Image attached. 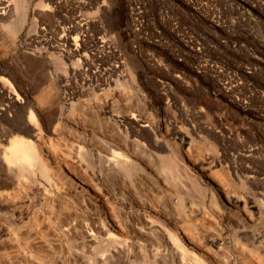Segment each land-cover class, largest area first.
Wrapping results in <instances>:
<instances>
[{"label": "rangeland", "instance_id": "obj_1", "mask_svg": "<svg viewBox=\"0 0 264 264\" xmlns=\"http://www.w3.org/2000/svg\"><path fill=\"white\" fill-rule=\"evenodd\" d=\"M233 196L264 209V0H0V264H264Z\"/></svg>", "mask_w": 264, "mask_h": 264}, {"label": "bare ground", "instance_id": "obj_2", "mask_svg": "<svg viewBox=\"0 0 264 264\" xmlns=\"http://www.w3.org/2000/svg\"><path fill=\"white\" fill-rule=\"evenodd\" d=\"M3 11V9H2ZM4 13V12H2ZM19 23V22H18ZM14 26H19L17 23ZM13 28V27H12ZM9 31V30H8ZM12 32V31H11ZM10 95V94H7ZM12 96V95H11ZM45 96V95H44ZM47 96V95H46ZM9 98V97H8ZM43 98V97H42ZM41 99V98H40ZM42 101H44L42 99ZM47 102V101H46ZM29 124L31 125V123L29 122ZM36 128V127H35ZM185 138V137H184ZM25 141H21V142H16L15 145L11 148V150L8 152V155L5 154V156H9V162L14 163L15 161L17 163H21V161L23 159L27 160L28 163L30 165L35 164L34 160L35 158H37L35 150L31 149V146H29V144L24 143ZM34 159V160H33ZM37 160V159H36ZM114 164L120 166L121 168H123L122 170L124 171L125 169H127V164H125L124 162L120 161L119 159H114L112 160ZM16 163V164H17ZM23 164V163H22ZM129 167V165H128ZM119 168V167H118ZM120 168V169H121ZM130 171V170H129ZM233 199L235 200V202H242L244 203L245 206V216L247 217L249 215V212H252L253 214H255L257 217L261 218L264 220V209L262 208V206L260 205L259 200H257L254 197H247L246 200L241 199L240 197L237 198L235 196H233ZM228 200V199H227ZM229 201V200H228ZM227 204V203H225ZM229 207V206H227ZM249 218V217H248ZM247 220V219H246ZM249 220V219H248ZM249 231V230H248ZM246 230V232H248ZM248 233H251L250 231ZM253 233V232H252ZM251 235V234H250ZM253 235H255L253 233ZM252 236V235H251ZM250 236V237H251ZM256 242H262L264 244V229H262L261 232H259V234H256L254 237H252ZM261 244V243H260Z\"/></svg>", "mask_w": 264, "mask_h": 264}]
</instances>
